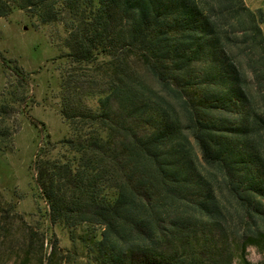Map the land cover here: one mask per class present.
I'll list each match as a JSON object with an SVG mask.
<instances>
[{"label":"trees","instance_id":"1","mask_svg":"<svg viewBox=\"0 0 264 264\" xmlns=\"http://www.w3.org/2000/svg\"><path fill=\"white\" fill-rule=\"evenodd\" d=\"M14 9L68 33L60 114L71 135L58 157L47 135L34 166L50 223L86 264H220L234 230L243 250L264 248L263 11L244 0H0V18ZM14 213L0 200V241Z\"/></svg>","mask_w":264,"mask_h":264},{"label":"rangeland","instance_id":"2","mask_svg":"<svg viewBox=\"0 0 264 264\" xmlns=\"http://www.w3.org/2000/svg\"><path fill=\"white\" fill-rule=\"evenodd\" d=\"M244 2L250 10L264 13V0ZM261 29L264 37V22ZM67 34L63 22L43 24L26 10L14 9L0 18V200L15 206L7 225L9 236H1L0 241V255L8 264H86L68 230L50 223L34 166L47 135L56 145L54 157L59 156V142L71 135L60 114ZM234 52L248 70L247 58L236 48ZM86 102L97 107L96 97ZM224 237L220 264H264V248L248 242L243 250L241 232L234 230Z\"/></svg>","mask_w":264,"mask_h":264}]
</instances>
